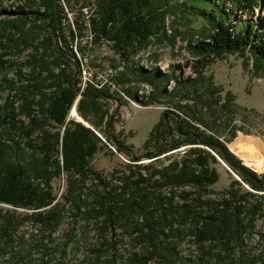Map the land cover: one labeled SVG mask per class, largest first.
Segmentation results:
<instances>
[{
    "label": "trees",
    "instance_id": "obj_1",
    "mask_svg": "<svg viewBox=\"0 0 264 264\" xmlns=\"http://www.w3.org/2000/svg\"><path fill=\"white\" fill-rule=\"evenodd\" d=\"M19 1L21 5L8 13L12 18L1 21L0 36L5 43H0V47L24 46L33 53L28 55L30 72L24 80L26 85L11 90L0 118V207H11V210L0 208V251L12 252L14 264L30 263L31 255L21 257L27 247L16 239L18 230L28 224L45 234L40 243L33 245L45 255L48 247L43 242L58 230L68 207L74 219L95 221L101 233L117 226L130 228L137 241L146 244L151 252L142 259L134 256L129 264H145L156 253L162 238L174 232L178 235V227L186 224L192 242L200 250L207 249L210 243L219 244L226 252L229 250L226 264H248L231 258L228 253L241 245L242 235L253 228L255 215L262 211L264 196L256 193L264 191V178L242 169L217 138L197 133L186 119L177 126L175 117H168V122L173 124L171 135L176 132L170 141L163 114L143 144V150H148L137 157L114 134L113 126L107 129L113 104L109 98L123 105L120 97L90 87L79 95L76 51H86L91 42H106L124 62L118 65H123V69L115 78L117 86L133 81L148 84L152 94L144 102L147 105L167 97L164 87L167 77L156 67L146 69L150 72L147 73L126 63L137 54L138 48L162 33L164 20L172 13V0H79L84 7L93 5L94 10L87 19L81 15L72 22L68 34L63 30V22L67 20L64 7L70 6V0ZM188 2L193 4V15L206 18L211 32L207 38L189 44L188 51L195 62L192 67L187 62V66L200 77L216 60L237 54L244 58L247 68L251 67V74L264 78V28L251 19L256 10L264 9V0H181L185 6ZM239 12L248 19L236 23ZM74 24L76 27L72 28ZM85 36L90 37L85 47L78 48L75 40ZM51 50L54 55H48ZM6 65V61L0 62V69ZM18 75L22 82L21 74ZM171 78L176 89L170 97L186 93L198 80ZM4 82L7 83L6 79ZM130 91L126 89V96L136 98L137 93ZM16 101L18 109H15ZM76 101V113L90 128L68 120ZM21 116L30 123L24 124L19 119ZM96 132L101 133L107 144L115 146L116 153L128 158L129 164L122 163L125 167L122 177L117 176L118 187L110 189V181L92 165L94 157L107 148ZM185 146L191 148L180 160L167 159L164 166L136 164L142 159L155 162L160 156ZM212 152L255 193L242 190L238 181H233L215 201L190 197L183 191L177 201L174 194L166 196L155 189H145L205 190L218 181L211 167L217 163ZM60 177H65L66 190L58 199L52 192V184ZM19 246L21 252L12 251ZM205 253H209V248Z\"/></svg>",
    "mask_w": 264,
    "mask_h": 264
},
{
    "label": "rangeland",
    "instance_id": "obj_2",
    "mask_svg": "<svg viewBox=\"0 0 264 264\" xmlns=\"http://www.w3.org/2000/svg\"><path fill=\"white\" fill-rule=\"evenodd\" d=\"M21 2L0 0V26L1 21L11 16L8 13L21 5ZM171 5L173 6L172 13L165 18L162 33L150 38L126 63L129 67L136 66V68L144 69L145 72H147L146 69L151 70L156 67L161 74L167 77L164 84L167 97L147 105L144 102L152 94V88L148 84L137 81L118 84L119 88L116 87L113 93H118L119 89L125 93L129 88L131 93L136 92L137 95L134 99L120 98L123 105L117 106L114 103L111 105V114L117 109L111 123L114 134L125 146L131 147V151L138 157L148 150H143L142 143L154 124L159 121L162 114L172 111L174 115L180 117V120L186 119L194 125L197 133L217 138L242 169L254 173L259 179L264 178V171H259L250 165L251 161L264 160V78L251 74L249 72L251 67L247 68L244 58L237 54L226 55L216 60L198 77L193 72V68L186 64L189 62L192 67L195 62L194 57L189 54L188 46L207 38L211 32L209 22L205 17L191 13L193 11L191 2L185 6L181 0H172ZM83 7L82 1L79 0L77 2L70 0V6L65 5L64 13L68 21L63 22V30L66 34L72 22L80 19L81 15L87 19L90 11L94 10L93 5ZM235 18L236 23L248 19L240 12ZM251 19L257 26L264 28V9L256 10ZM75 27L74 24L72 28ZM89 38L86 36L78 38L74 44L78 48H84ZM0 43L2 45L5 43V39L1 36ZM58 44L60 46V42ZM110 45L106 42L98 44L91 42L86 51H76L75 54L88 57L89 61L98 68L104 69V66H108V68L118 69L121 57L114 53ZM31 53H33L32 49H26L24 46L19 48L10 46L5 49L0 47V62H7L5 68L0 69V118L4 114L3 106L8 103V96L12 91L26 85L24 80L30 72L27 61ZM49 54L54 55L52 50L48 51ZM122 69L123 67L121 70H116V76ZM18 73L23 78L22 82ZM172 76L179 77L182 81L188 78L198 80L186 93L181 92L170 97L176 89ZM5 79L7 83L4 82ZM15 105V109H18L19 102L16 101ZM74 111L75 113L71 109L68 120H74L90 128L89 124L78 116L76 109ZM19 119L26 125L30 123L29 119L23 116ZM169 126L173 127V124L169 123ZM96 134L105 142L101 133L96 132ZM172 136L176 137L175 131ZM106 145L107 148L94 157L92 165L105 180L110 181L109 188L111 189L120 185L117 176L122 177L121 173L125 168L122 163L129 164V161L125 155L115 152V146L107 143ZM200 147L209 150L208 147ZM189 148L191 147L185 146L171 151L155 159V162L142 159L136 164L141 166L154 164L161 167L168 163L167 159L180 160ZM212 154L217 163L211 167L215 169L218 181L205 190L191 187L174 192H171L169 188L159 190L146 187L145 189H155V192L159 191L166 196L174 194L177 201L180 200L178 195L182 191L187 192L190 197L198 196L201 200L215 201L230 188L233 181H238L241 183L242 190L255 193L241 181L237 173L224 160L214 152ZM116 171L118 175L113 176ZM100 189L97 188V191H101ZM65 190V177H60L53 182L52 192L58 199L64 195ZM256 194L264 196V191ZM0 208L11 210V207L7 206ZM65 209L67 210L64 212L60 227L43 242L48 247L45 255L33 246L46 237L44 233H39L36 227L28 224L18 230L16 239L23 241L27 247L22 250L21 257L31 255V261L30 263L27 261L28 264H129L134 256L142 259L148 257V252H151L146 244L137 241L130 228L117 226L106 233H101L95 221H86L82 217L74 219L68 207ZM186 228L188 224L178 227L180 231L178 235L174 232L170 237L162 238V243L158 245L156 253L151 256L150 260L145 261V264H226L228 259L226 254L229 250L226 252L219 244L213 243L207 244V249L200 250L192 242ZM69 233L70 236H67L66 234ZM19 248L12 251L21 252V247ZM208 248L209 253H205L208 252ZM233 250L234 252L228 253V256L235 260L241 259L244 263L247 261L248 264H264V205L262 211L253 219V228L242 235L241 245L235 246ZM14 263L16 259L12 257V252L0 251V264Z\"/></svg>",
    "mask_w": 264,
    "mask_h": 264
},
{
    "label": "built area",
    "instance_id": "obj_3",
    "mask_svg": "<svg viewBox=\"0 0 264 264\" xmlns=\"http://www.w3.org/2000/svg\"><path fill=\"white\" fill-rule=\"evenodd\" d=\"M77 60H78L77 88L79 89V95L86 88L90 87L96 90H106L110 94L112 95L116 94L123 99L128 98L126 94L122 92L121 89H119L120 91L118 90V93H113L116 90V87H118L115 81L116 70L118 69L108 68V66H104V70L100 71V73L90 74L89 68L84 67V60H89L88 57L77 55Z\"/></svg>",
    "mask_w": 264,
    "mask_h": 264
},
{
    "label": "water",
    "instance_id": "obj_4",
    "mask_svg": "<svg viewBox=\"0 0 264 264\" xmlns=\"http://www.w3.org/2000/svg\"><path fill=\"white\" fill-rule=\"evenodd\" d=\"M109 99H111V101H112L114 104H116L117 106H120V103H119V101H118L117 99H115V98H109ZM76 104H77V101H76V103L74 104L72 110H73V109H74V110L76 109ZM116 111H117V109H115V110L112 112V114L110 115V117H109V121H108V127H107V129H110V127H111V123H112V118H113V115L116 113ZM171 115L175 116V119H176V125H177V126H178L179 123H180V117H179L178 115H174V112L170 111V112H165V113L163 114V117H164V119H165V123H166V127H167V129H168L169 134H170V141L172 140V135H171L170 126H169V123H168V117L171 116ZM179 132H180V130H179ZM213 147H215V146H213ZM219 149L221 150V152H222L223 155H224V152H223L224 149L221 148V147H220Z\"/></svg>",
    "mask_w": 264,
    "mask_h": 264
},
{
    "label": "bare ground",
    "instance_id": "obj_5",
    "mask_svg": "<svg viewBox=\"0 0 264 264\" xmlns=\"http://www.w3.org/2000/svg\"><path fill=\"white\" fill-rule=\"evenodd\" d=\"M84 67L89 68L90 74H97V73H100V71L104 70L103 68H98L94 66L89 60H84ZM121 67L123 66L121 65ZM121 67H118V69L121 70ZM72 112L75 113L74 109L72 110ZM250 165L259 171H264V160L263 159L251 161Z\"/></svg>",
    "mask_w": 264,
    "mask_h": 264
},
{
    "label": "crops",
    "instance_id": "obj_6",
    "mask_svg": "<svg viewBox=\"0 0 264 264\" xmlns=\"http://www.w3.org/2000/svg\"><path fill=\"white\" fill-rule=\"evenodd\" d=\"M158 122V121H157ZM157 122L155 123V124H157ZM154 124V125H155ZM151 131V130H150ZM150 131H149V133H150ZM149 133H148V135H149ZM147 138H148V136H147ZM147 138L146 139H144V141H143V143H142V145L145 143V141L147 140Z\"/></svg>",
    "mask_w": 264,
    "mask_h": 264
}]
</instances>
